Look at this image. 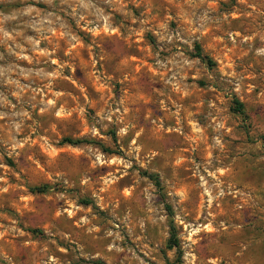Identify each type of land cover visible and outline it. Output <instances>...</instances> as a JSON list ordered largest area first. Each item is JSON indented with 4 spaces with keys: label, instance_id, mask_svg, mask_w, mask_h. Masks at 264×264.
Here are the masks:
<instances>
[{
    "label": "rangeland",
    "instance_id": "rangeland-1",
    "mask_svg": "<svg viewBox=\"0 0 264 264\" xmlns=\"http://www.w3.org/2000/svg\"><path fill=\"white\" fill-rule=\"evenodd\" d=\"M0 264H264V0H0Z\"/></svg>",
    "mask_w": 264,
    "mask_h": 264
},
{
    "label": "trees",
    "instance_id": "trees-1",
    "mask_svg": "<svg viewBox=\"0 0 264 264\" xmlns=\"http://www.w3.org/2000/svg\"><path fill=\"white\" fill-rule=\"evenodd\" d=\"M195 57L200 59V60L206 61V63H210L208 60H206L205 56H203L200 53V50H199L198 46H195ZM233 103L235 104V106L237 108V110H235V111H237L238 113H241L240 112V104H238L236 101H234ZM61 142L64 143V144H68V145L74 144V142L71 139H69V138H64V139L61 140ZM150 179H153V183H154L155 187L158 188V180L156 178H150ZM170 237H172V234L170 235ZM169 241H168V246L175 249L176 248L175 242L170 243Z\"/></svg>",
    "mask_w": 264,
    "mask_h": 264
}]
</instances>
